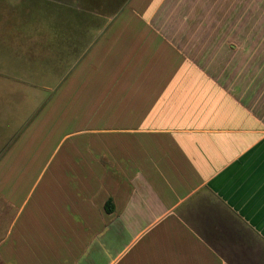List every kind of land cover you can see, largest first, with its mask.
Instances as JSON below:
<instances>
[{"label": "crops", "instance_id": "0c3cea01", "mask_svg": "<svg viewBox=\"0 0 264 264\" xmlns=\"http://www.w3.org/2000/svg\"><path fill=\"white\" fill-rule=\"evenodd\" d=\"M210 3L127 0L78 36L0 158V264H264L258 20Z\"/></svg>", "mask_w": 264, "mask_h": 264}, {"label": "rangeland", "instance_id": "374dc122", "mask_svg": "<svg viewBox=\"0 0 264 264\" xmlns=\"http://www.w3.org/2000/svg\"><path fill=\"white\" fill-rule=\"evenodd\" d=\"M210 1L211 7L236 4V13L257 17V24L246 25L255 36L242 43L243 63L255 67L256 77L264 76V0ZM104 25V16L77 0H0V158L73 73L87 42L78 36L100 32Z\"/></svg>", "mask_w": 264, "mask_h": 264}, {"label": "trees", "instance_id": "16d2710c", "mask_svg": "<svg viewBox=\"0 0 264 264\" xmlns=\"http://www.w3.org/2000/svg\"><path fill=\"white\" fill-rule=\"evenodd\" d=\"M86 9L99 15H113L127 0H77Z\"/></svg>", "mask_w": 264, "mask_h": 264}]
</instances>
